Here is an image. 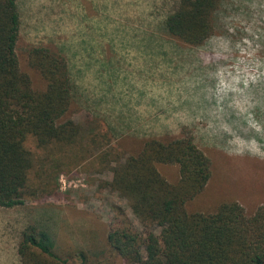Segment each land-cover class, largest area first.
Masks as SVG:
<instances>
[{
	"label": "rangeland",
	"instance_id": "obj_1",
	"mask_svg": "<svg viewBox=\"0 0 264 264\" xmlns=\"http://www.w3.org/2000/svg\"><path fill=\"white\" fill-rule=\"evenodd\" d=\"M175 2L18 0L19 68L41 88L28 48L52 46L66 55L75 106L64 119L83 127L80 144L90 157L59 176L69 203L0 208V264H21L17 244L30 226L49 235L67 264H81L78 250L92 264H124L108 253L112 207L136 220L125 199L101 187L115 165L110 160L135 154L145 138L179 136L184 127L211 161L210 180L186 204L188 213L236 202L251 214L264 204V0H224L215 33L198 47L160 31ZM92 133L105 134L104 150L114 151L107 164L88 144ZM26 146L34 150L33 141ZM157 168L177 181L176 165Z\"/></svg>",
	"mask_w": 264,
	"mask_h": 264
},
{
	"label": "trees",
	"instance_id": "obj_2",
	"mask_svg": "<svg viewBox=\"0 0 264 264\" xmlns=\"http://www.w3.org/2000/svg\"><path fill=\"white\" fill-rule=\"evenodd\" d=\"M223 5L224 0H176L160 20V31L176 43L201 46L215 33ZM20 27L18 0H0V208L66 199L59 176L68 164L77 166L90 157V149L80 144L83 127L64 119L75 106L66 55L52 46H30L28 67L41 80V88L33 87L16 56ZM104 138L92 133L88 144L103 153L98 157L107 164L114 151L104 150ZM29 140L34 150L26 146ZM110 162L115 165L101 187L125 199L136 220L120 206L112 207L106 240L113 259L124 264H264V204L251 214L236 202L223 203L213 213L186 211L211 177V161L189 128L176 137L145 138L135 154ZM161 164L178 167L177 181L162 176ZM17 254L21 264L68 261L34 226L21 233ZM74 256L92 264L83 250Z\"/></svg>",
	"mask_w": 264,
	"mask_h": 264
},
{
	"label": "crops",
	"instance_id": "obj_3",
	"mask_svg": "<svg viewBox=\"0 0 264 264\" xmlns=\"http://www.w3.org/2000/svg\"><path fill=\"white\" fill-rule=\"evenodd\" d=\"M60 191H61V188H60ZM49 203H54V204H56V203H58V204H63V203H69V201L67 200V198L65 199H61L60 201H58V202H49ZM43 204H46V203H43Z\"/></svg>",
	"mask_w": 264,
	"mask_h": 264
}]
</instances>
